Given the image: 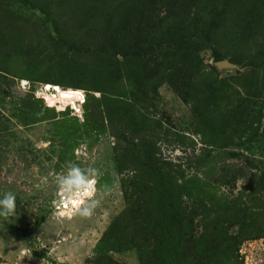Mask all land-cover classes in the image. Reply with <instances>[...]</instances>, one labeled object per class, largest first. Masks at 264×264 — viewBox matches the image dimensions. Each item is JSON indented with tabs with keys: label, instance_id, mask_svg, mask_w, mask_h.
<instances>
[{
	"label": "rangeland",
	"instance_id": "obj_1",
	"mask_svg": "<svg viewBox=\"0 0 264 264\" xmlns=\"http://www.w3.org/2000/svg\"><path fill=\"white\" fill-rule=\"evenodd\" d=\"M124 1L0 0V194L17 196L15 214L0 217V264H264L263 0L244 13L249 27L231 16L239 6L183 1L189 19L172 38L174 12L137 6L140 24L127 27ZM136 107L160 127L138 133L155 134L143 139L149 156L119 167L112 130ZM72 166L97 170L87 218L57 194ZM151 167L180 185L172 206L138 187ZM137 196L135 218L126 197ZM199 202L221 204L220 215L197 213ZM173 212L185 219L166 227Z\"/></svg>",
	"mask_w": 264,
	"mask_h": 264
},
{
	"label": "trees",
	"instance_id": "obj_2",
	"mask_svg": "<svg viewBox=\"0 0 264 264\" xmlns=\"http://www.w3.org/2000/svg\"><path fill=\"white\" fill-rule=\"evenodd\" d=\"M186 2V5L188 4V6L195 5L198 6V4H200V6H211L212 9L215 10L214 6H228V11L231 12V10H229L230 6H239L237 7V9L235 10V12H233V14L231 15L233 17L234 15V21L240 24H244L246 27H249L252 20L250 17L248 16H244V13L248 10L249 14H251V10L253 6H260L261 2H259V0H248V2L246 3V5L243 3V0H126L124 2L120 3V6H130L131 12H127V14L125 15V18L123 19V21L125 19L129 20L130 22H135V26H138L140 24L139 21H137L135 18H132L134 16L133 13V9L136 10L137 6H164L166 9V13L170 15V11L174 12L173 17L171 18V20L173 21V23L171 25L168 26L169 33H170V37H174L176 36V33H179L180 29L177 27L178 24L183 25L187 19H189V11H183L180 7H178L176 9V6H180L181 4L183 5L184 2ZM233 1V3L231 4V2ZM183 2V3H182ZM181 3V4H180ZM264 3V0H263ZM180 4V5H179ZM172 7V9L170 10V8ZM244 6H251V7H244ZM176 9V10H175ZM129 10V9H128ZM153 10V9H152ZM188 11V12H187ZM146 13H142L143 15L147 16L145 17V21L143 23V25L141 24L139 27L143 28V42H149V35L151 32V27L149 28V32L146 33V28H148L149 26H151V22H150V15L148 10L144 11ZM184 13V15H183ZM235 13V14H234ZM178 15L179 18L175 17V15ZM167 15V16H169ZM108 23L110 21V19L107 20ZM129 21H124L125 25L128 27L129 25H133L131 24ZM178 21L179 23L175 25V22ZM136 29V28H135ZM166 30V31H167ZM176 30V31H175ZM105 31V30H104ZM164 31V32H166ZM112 34V33H111ZM165 34V33H164ZM162 34V36L164 35ZM129 36V35H127ZM112 39L110 40L111 45L116 44V42L118 41V37L114 36V33L111 35ZM136 38H138V36L135 35V48L138 47L140 44H138V42L136 41ZM120 41V40H119ZM71 43V42H70ZM71 45L74 46L73 44V40ZM77 48H74V50ZM142 49V48H141ZM141 49H136L135 53L136 55H138L137 51H140ZM122 53H126V52H121ZM123 56V54H122ZM173 57L177 58L175 55H173ZM216 59H220V57H216ZM145 63V62H144ZM180 63L182 65V67L184 68L186 66V64L189 63V58L187 55H184L182 57V59H180ZM143 71L147 74L149 73V75H147L145 77V81H148L152 78L153 73L149 70V68L146 66L145 69H143ZM169 80V78H161L159 80L158 83H156L154 86H152V88L150 89V91L152 90L153 93L155 92V90L157 89L159 83L162 80ZM135 93V90H133ZM180 92V90H178ZM177 91V92H178ZM145 94L142 93L138 98L142 99L144 98ZM137 98V99H138ZM136 100H135V105H136ZM145 111V110H144ZM144 112L142 111H138L137 107L135 109V114L133 116V119H129V122L127 123V125L122 126V127H118V129L112 130V136L115 139V156L114 159L117 163V165L120 167V165H125L126 163V158L130 159L131 155H133L134 153H139L140 151L143 150L142 153H144V155L149 156L150 152H152L153 147H154V143H151L147 140H143L145 139V137L151 136L154 138L153 135V131L151 133H147L146 135H139L138 133L141 131L144 132H150V128L154 127L157 128L158 126L160 127V122L157 121H153L151 120V118L149 116H147L146 114H142ZM152 121V123H151ZM149 126H151L149 128ZM153 128V130H154ZM135 140V141H134ZM149 153V154H148ZM143 155V156H144ZM150 163V160H147V163H143L144 165H147ZM150 167V166H149ZM150 171V175L152 180H150L151 184H147L146 181H143V179L141 178V176L137 173V175H135V179L138 182V187L139 188H143L144 190L146 189H151L152 190V196L158 198L159 200H161V202H163V204L166 207L172 206L171 203L172 200L176 201L179 200L180 194H176V190L179 192L180 188L178 185V183L174 180L168 179L167 176L164 173H161L159 171H153L152 167L148 168ZM133 179H131L132 182ZM134 185V184H133ZM147 185H150L149 187H147ZM123 193H125V190H123ZM180 193V192H179ZM127 198V203L128 204H135L136 206V210L133 211V214L135 215V218H137L136 216L139 215V211L142 210V206L140 205V199L138 198V196L135 198V200L133 199H128ZM199 205H196V209H197V213L202 214L203 213L209 215V216H218L220 215V210L219 208L222 207V205H218V204H211L209 206L200 203ZM202 207V208H201ZM201 209V210H200ZM138 211V212H137ZM192 212V209L190 210ZM171 212V210H170ZM168 216V214H167ZM165 216V217H167ZM134 217V216H132ZM164 217V218H165ZM181 219H185L184 216H180L178 212H173L171 215H169V221L168 224L166 225V227H172L173 228V223L178 224V222ZM191 220V219H189ZM223 223V220H216L215 224H219V223ZM221 223V224H222ZM214 228H216V226H214ZM141 264H144L146 261L141 260Z\"/></svg>",
	"mask_w": 264,
	"mask_h": 264
},
{
	"label": "clouds",
	"instance_id": "obj_3",
	"mask_svg": "<svg viewBox=\"0 0 264 264\" xmlns=\"http://www.w3.org/2000/svg\"><path fill=\"white\" fill-rule=\"evenodd\" d=\"M54 88L56 89L57 86H54ZM96 175L97 170L95 168L82 169L78 166H72L66 174L55 178L58 196H63L65 200L76 202L71 205L74 209L73 215H79L84 218L90 217L94 209L99 205L100 201L93 199L96 191ZM16 201L17 196L12 191H5L0 194V217L7 219L14 215Z\"/></svg>",
	"mask_w": 264,
	"mask_h": 264
},
{
	"label": "water",
	"instance_id": "obj_4",
	"mask_svg": "<svg viewBox=\"0 0 264 264\" xmlns=\"http://www.w3.org/2000/svg\"><path fill=\"white\" fill-rule=\"evenodd\" d=\"M217 64L220 67L229 66V63L225 60L218 61Z\"/></svg>",
	"mask_w": 264,
	"mask_h": 264
},
{
	"label": "bare ground",
	"instance_id": "obj_5",
	"mask_svg": "<svg viewBox=\"0 0 264 264\" xmlns=\"http://www.w3.org/2000/svg\"><path fill=\"white\" fill-rule=\"evenodd\" d=\"M59 96H60V98H63L65 96L64 92L59 93ZM52 97L55 98L54 96H52Z\"/></svg>",
	"mask_w": 264,
	"mask_h": 264
}]
</instances>
